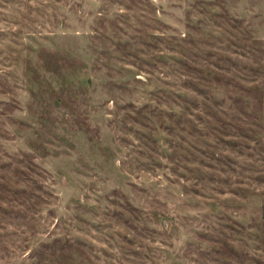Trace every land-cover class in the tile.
Wrapping results in <instances>:
<instances>
[{"label":"rangeland","instance_id":"374dc122","mask_svg":"<svg viewBox=\"0 0 264 264\" xmlns=\"http://www.w3.org/2000/svg\"><path fill=\"white\" fill-rule=\"evenodd\" d=\"M0 264H264V0H0Z\"/></svg>","mask_w":264,"mask_h":264}]
</instances>
